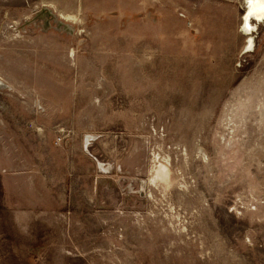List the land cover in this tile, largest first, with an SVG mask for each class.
<instances>
[{
    "label": "rangeland",
    "instance_id": "rangeland-1",
    "mask_svg": "<svg viewBox=\"0 0 264 264\" xmlns=\"http://www.w3.org/2000/svg\"><path fill=\"white\" fill-rule=\"evenodd\" d=\"M246 9L0 0V264H264V21L243 33Z\"/></svg>",
    "mask_w": 264,
    "mask_h": 264
},
{
    "label": "bare ground",
    "instance_id": "bare-ground-1",
    "mask_svg": "<svg viewBox=\"0 0 264 264\" xmlns=\"http://www.w3.org/2000/svg\"><path fill=\"white\" fill-rule=\"evenodd\" d=\"M247 9L243 16L241 31L245 34H254L257 24L264 21V0H245ZM255 20L256 23H252ZM254 37L250 36L247 49L253 50ZM156 179L169 181L170 171L166 165H161L156 171Z\"/></svg>",
    "mask_w": 264,
    "mask_h": 264
},
{
    "label": "crops",
    "instance_id": "crops-1",
    "mask_svg": "<svg viewBox=\"0 0 264 264\" xmlns=\"http://www.w3.org/2000/svg\"><path fill=\"white\" fill-rule=\"evenodd\" d=\"M49 149V148H48ZM9 174H8V172H6L5 174H3L2 175V178H1V182H2V184L4 185V188H5V191H6V194H7V199H6V205H8V201H9V193L11 192V191H13V189H11L10 188V185H9V176H8ZM24 191H28L27 190V188L26 189H24Z\"/></svg>",
    "mask_w": 264,
    "mask_h": 264
}]
</instances>
